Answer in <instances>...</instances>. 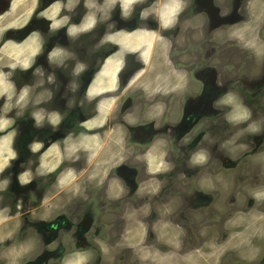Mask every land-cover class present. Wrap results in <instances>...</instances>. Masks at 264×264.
I'll return each instance as SVG.
<instances>
[{
  "label": "rangeland",
  "instance_id": "obj_1",
  "mask_svg": "<svg viewBox=\"0 0 264 264\" xmlns=\"http://www.w3.org/2000/svg\"><path fill=\"white\" fill-rule=\"evenodd\" d=\"M8 1L0 0V12ZM118 1H69L73 57L87 62L80 77L55 78L45 63L38 79L18 78L35 82L20 106L21 92L0 68V264H264V97L244 85L253 108L228 95L234 103H223L226 96L205 122L198 103L186 117L184 89L199 88L200 48L192 53L159 35L155 44L163 46L150 45V27L132 35L123 30L128 27L110 31L107 18L118 23L121 15ZM122 9L129 22L143 14L133 5ZM252 11L260 20L264 8ZM166 12L175 23L178 15L164 10L163 19ZM179 15L192 18L189 9ZM202 22L190 23L199 38L208 34ZM1 25L2 35L9 23ZM252 25L243 38L257 61H244L245 73L231 68L236 85L264 73V46L248 35ZM118 33L120 42L112 38ZM216 37L230 46L233 30H218ZM188 56L194 61L185 66ZM66 79L76 91L60 102ZM237 105L248 117L232 121ZM170 117L173 125L166 124ZM65 118L73 125L61 124ZM108 134L118 137L110 163ZM170 159L177 169L161 177ZM147 166L154 169L149 178L143 177Z\"/></svg>",
  "mask_w": 264,
  "mask_h": 264
},
{
  "label": "flooded vegetation",
  "instance_id": "obj_2",
  "mask_svg": "<svg viewBox=\"0 0 264 264\" xmlns=\"http://www.w3.org/2000/svg\"><path fill=\"white\" fill-rule=\"evenodd\" d=\"M16 0H9L6 4V8L0 12V18L9 13L13 9V3ZM32 0L31 3L32 9L29 15L25 16L23 14L24 20L21 24H18L17 27H5L7 30L3 31L0 38V68L2 73L7 75L8 83L11 88H15L17 92H21L22 89L28 87L29 89L33 88V83L35 82H21L19 79L26 78L28 76H34L38 79L41 71H44V65L47 63L48 67L52 70V76H71L78 78L84 72H88L87 62L84 59H76L73 57L74 52L71 50L72 44V32L73 25L71 21H68V10H69V1L71 0ZM161 1V4L159 2ZM122 0L118 1V5L124 8H130L132 5L135 10H142L143 14L146 10H150L148 13L150 16L148 19L146 17L140 16L136 18V21L132 22L129 19H126L124 16L123 9L121 7V15L125 19L121 18V15L118 16V23H112L114 18L110 16L107 18V23L110 31L113 30H122L124 27H128L127 30L130 35L134 34L139 27L148 28L150 27L151 40L150 45L155 44V36L159 35L160 39H165L170 42V44H185L192 47L191 52H195L198 48L201 50V63H200V72H198V81L199 88L197 92L193 91L192 87L188 83H183L184 85H189L190 88L184 89L185 91V105H186V114L190 110H196L195 104L198 103V108L202 110L204 108L205 114H202L200 111V117H202V122L206 121V112L210 109H215L219 111V106L221 100H223L228 95H234V97H239L243 100V105L248 108H253L252 104H249L245 99V92L241 86H246L250 88L257 87L264 97V73L257 80L246 81L241 85H236L238 77L233 73L231 69L234 67L238 72H246L247 68H243L242 65L244 61H250L251 59L254 62L257 61L254 50L249 46L248 42L243 38L244 33L247 31L246 26L253 24L252 31L248 35L252 36L253 40L257 44L261 45V49L264 46V12L260 20L255 19V14H253V8L258 5L259 7L264 8V0ZM81 2V1H80ZM151 2V5L147 7L146 5ZM178 3L180 8L174 13L178 15L177 21L173 24H170L168 27H164L163 12L164 10H169L166 8L167 5H173ZM182 3L184 5L182 6ZM145 5V6H143ZM119 6L117 7L119 9ZM160 7L162 13L160 16L156 13V9ZM144 9V10H143ZM192 12V18L181 17L179 14H182L185 10ZM170 11V10H169ZM123 12V13H122ZM181 17V20H180ZM203 19V22L200 26L207 29V35L205 38H199L198 30L190 27L191 20L193 19ZM67 21L63 22V20ZM240 19L243 20L240 23L236 21ZM218 20V22H216ZM187 21L188 26L184 27V22ZM246 21V23H245ZM64 24V25H63ZM77 25V24H75ZM240 25V27H239ZM226 27H229L233 30V37L230 39V46H227V42H221L216 37V32L222 30ZM168 29H175L174 32H167ZM53 31L52 33L50 31ZM60 31V32H59ZM58 34V35H56ZM121 34V32H120ZM119 33L112 36L114 40L121 41L118 39ZM3 36V37H2ZM87 39V38H86ZM164 41V42H165ZM164 42L158 41L155 45H162ZM125 43V42H122ZM244 46V48H242ZM197 47V48H196ZM260 49V50H261ZM22 50L20 54L23 58H16L18 56V51ZM253 50V51H251ZM2 51L4 54H1ZM16 55V56H15ZM236 58V59H234ZM171 59V58H168ZM187 63L185 66L192 65L194 58L188 56ZM215 59H218L220 63H215ZM26 66L24 69L20 64ZM17 64V66H15ZM42 67V70L40 69ZM208 71L214 72L215 77H208ZM223 71V75L219 80L222 82L219 86L218 82V72ZM9 76V77H8ZM167 76V75H166ZM19 78V79H18ZM57 82V81H55ZM64 82V90L61 92L62 95L59 98L60 102L69 101L72 97V93L76 90H72L73 80L68 81L66 79ZM184 82V81H183ZM38 84V85H37ZM33 85V86H32ZM36 86H40V81H36ZM46 93L45 91L38 92L37 94ZM197 96L199 101L197 102L194 97ZM57 101V100H56ZM54 101V102H56ZM51 102V101H50ZM57 103V102H56ZM264 104V99H262ZM72 108V106H69ZM222 118L217 122V127L222 123L221 121L225 118V115H220ZM166 122L167 125H173L172 120ZM71 118H65L61 121L63 125H73ZM199 120L198 123L200 124ZM84 123V122H82ZM207 123H211L208 120ZM195 125V124H193ZM211 125V124H210ZM225 125L227 126L226 122ZM225 126V127H226ZM212 129V128H211ZM213 131V129H212ZM211 134V132H208ZM178 133H174V130L171 131V136L174 137ZM69 137V136H66ZM118 137H112L108 134L105 137V141L109 144V163L114 162L113 156L116 154L117 147L115 140ZM204 143H209V140L204 138ZM206 146V145H205ZM208 147V145L206 146ZM66 147H63L65 150ZM48 148L45 152V157L49 155ZM214 149L209 150V153L212 154ZM168 160V158H167ZM170 161V171L169 167L165 171H161V177L172 174L174 170L177 169L176 164L173 160ZM179 161V160H178ZM124 165V164H123ZM186 168V167H184ZM154 169L150 166H147L144 171L143 177L149 178L152 176ZM118 196L121 195L119 190Z\"/></svg>",
  "mask_w": 264,
  "mask_h": 264
},
{
  "label": "clouds",
  "instance_id": "obj_3",
  "mask_svg": "<svg viewBox=\"0 0 264 264\" xmlns=\"http://www.w3.org/2000/svg\"><path fill=\"white\" fill-rule=\"evenodd\" d=\"M167 9H169L171 11V13H174L175 11H178L180 8V5L178 3L173 4V5H167L166 6ZM145 16L148 15V12L144 13ZM172 20L170 17V14L168 12L165 13L164 15V27H168L171 24ZM29 96V88L25 87L24 89H22L20 95L18 96L16 103L17 105L23 106L27 103V99ZM11 99V98H9ZM37 103H39V100L36 101ZM225 104H233L234 103V99L232 96H228L224 101H222ZM248 117V113L243 110L242 108L239 107V105L236 106V110L231 114V116L229 117L230 120L232 121H241L244 120ZM54 122H56L54 120ZM253 131H255V129H252ZM201 159H203V157H201Z\"/></svg>",
  "mask_w": 264,
  "mask_h": 264
},
{
  "label": "crops",
  "instance_id": "obj_4",
  "mask_svg": "<svg viewBox=\"0 0 264 264\" xmlns=\"http://www.w3.org/2000/svg\"><path fill=\"white\" fill-rule=\"evenodd\" d=\"M13 4H14L13 9L9 13L3 15L0 18V27L2 26L1 24L3 22H8L9 27H17L19 26L18 24L22 23V21L24 20V17L29 15V13L31 12L30 9H32V6H31V3H29V0H16ZM23 14H25V16H23ZM9 18H10V22L7 21ZM17 53L19 54V52ZM16 58H23V57L16 56Z\"/></svg>",
  "mask_w": 264,
  "mask_h": 264
},
{
  "label": "bare ground",
  "instance_id": "obj_5",
  "mask_svg": "<svg viewBox=\"0 0 264 264\" xmlns=\"http://www.w3.org/2000/svg\"><path fill=\"white\" fill-rule=\"evenodd\" d=\"M144 248V247H143Z\"/></svg>",
  "mask_w": 264,
  "mask_h": 264
}]
</instances>
